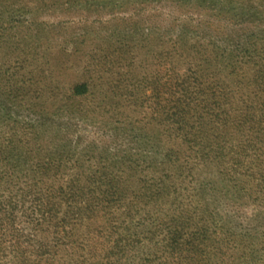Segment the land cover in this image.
Instances as JSON below:
<instances>
[{"label":"trees","instance_id":"trees-1","mask_svg":"<svg viewBox=\"0 0 264 264\" xmlns=\"http://www.w3.org/2000/svg\"><path fill=\"white\" fill-rule=\"evenodd\" d=\"M225 1H243L249 12L233 14L218 27L212 25V30L206 25L195 27L205 37L213 33L223 42L210 51L207 45H193L199 59L190 65L197 70L185 72L186 78L174 77L171 70L160 80L163 88L155 89L152 120L169 127L168 137L180 141L181 148L161 156L154 151L156 158L137 164L133 139L135 146L122 159L111 161L108 149L103 150L96 160L98 170L85 178L80 171L65 178L61 167L68 152L56 151L55 158L35 162L27 173L40 181L0 197V248L10 250L15 264L72 263L75 247L83 246L74 238V229L97 223L117 235L108 255L125 260L121 264H130V254L143 242H153L152 248L161 253L149 254L147 264H221L227 256L236 264H248V258L256 263V255L264 252V247L260 249L264 244V0ZM189 31L184 27L181 35L199 37ZM259 60L262 65L249 85L252 89L240 88L238 95L219 80L211 87L195 80L200 70L206 73L212 68L226 71L231 80L240 64L256 66ZM84 76L68 90L73 116L79 113L78 102L94 95L93 81L87 73ZM14 92L9 94L18 100ZM0 98L2 113L12 117L14 111L2 94ZM30 123L34 131L35 125L59 127L43 119H28L24 127ZM34 135L38 140L39 133ZM23 155L13 140L0 144V163L9 174L15 171L16 176L18 169L23 173L33 160L27 156L33 154ZM211 166L218 176L203 178ZM186 182L190 186L182 200L180 187ZM220 199L233 214L218 212ZM125 217L131 220L116 224ZM227 246L235 247L234 252L227 253Z\"/></svg>","mask_w":264,"mask_h":264},{"label":"rangeland","instance_id":"rangeland-1","mask_svg":"<svg viewBox=\"0 0 264 264\" xmlns=\"http://www.w3.org/2000/svg\"><path fill=\"white\" fill-rule=\"evenodd\" d=\"M247 12L248 5L243 1L225 0H0V94L14 111L9 117L0 108V144L13 140L22 155L33 154L27 155L33 160L23 173L16 170V176L15 171L9 174L0 163V197L14 195L39 182L28 170L35 162L55 158L56 151L69 154L61 167L66 179L78 171L85 178L98 170L96 160L106 148L111 161L122 159L130 151L133 139L137 144L133 145L137 164L156 158L155 152L158 156L166 151L176 152L181 148L180 141L168 137L169 127L152 120L157 105L155 89L163 88L160 80L171 70L174 77L180 78H186L184 74L190 69L197 70L190 65L199 59L193 45H207L210 51L223 42L213 33L205 37L195 27L206 25L212 30V25L218 27L225 18ZM184 27L198 32L199 37L181 35ZM226 48L232 49L230 44ZM261 65L260 60L256 66L242 63L231 80L220 69L212 68L206 73L200 70L195 80L209 87L219 80L238 95L240 88L252 89L249 85ZM85 73L93 81L94 95L76 102L79 113L73 116L68 90L83 80ZM10 90L15 91L18 100L9 94ZM28 119L55 122L59 127L35 125L34 131L31 123L24 127ZM63 148L66 151H60ZM61 157L64 156H58ZM201 176L214 179L217 168L211 166ZM189 186L186 182L180 187L182 200L186 199L184 189ZM219 202L218 212L233 214L226 201ZM261 202L264 204V197ZM130 220L131 217L121 218L116 224ZM103 227L97 223L74 229V238L83 246L75 247L77 255L68 264L125 262L109 258L117 235L103 231ZM141 245L130 254V264H147L144 260L149 254H161L152 248L153 242ZM263 247L264 244L260 249ZM234 248L227 246V253H233ZM248 260V264H264V252L256 255V263ZM234 261L227 256L221 264H236ZM16 262L10 250L0 248V264Z\"/></svg>","mask_w":264,"mask_h":264}]
</instances>
